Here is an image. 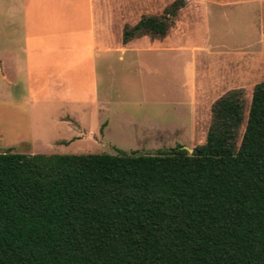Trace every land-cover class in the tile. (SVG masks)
I'll return each instance as SVG.
<instances>
[{
    "label": "rangeland",
    "instance_id": "rangeland-1",
    "mask_svg": "<svg viewBox=\"0 0 264 264\" xmlns=\"http://www.w3.org/2000/svg\"><path fill=\"white\" fill-rule=\"evenodd\" d=\"M174 1L0 0V151L193 149L206 142L214 104L233 91L246 106L240 141L264 80V0H189L166 37L123 43L126 26ZM74 42L95 60V85L63 75ZM72 94L82 102L65 103Z\"/></svg>",
    "mask_w": 264,
    "mask_h": 264
},
{
    "label": "trees",
    "instance_id": "trees-1",
    "mask_svg": "<svg viewBox=\"0 0 264 264\" xmlns=\"http://www.w3.org/2000/svg\"><path fill=\"white\" fill-rule=\"evenodd\" d=\"M189 0L124 44L164 38ZM213 106L206 142L155 153L0 151V264H264V80Z\"/></svg>",
    "mask_w": 264,
    "mask_h": 264
},
{
    "label": "crops",
    "instance_id": "crops-1",
    "mask_svg": "<svg viewBox=\"0 0 264 264\" xmlns=\"http://www.w3.org/2000/svg\"><path fill=\"white\" fill-rule=\"evenodd\" d=\"M260 3H263L262 1L263 0H259ZM66 4V3H64ZM262 35L264 36V29L262 28ZM72 46L74 47V49L70 52V56L66 57L65 60L67 59L69 61V64L66 65L65 64V67H64V71H63V75L65 76V79L66 81L68 82V84H71L74 83L73 81H76L78 80L79 83L80 81H85V80H88L90 79L93 84L95 85L96 84V81H97V75H96V66H95V60L93 63H91L88 59H87V48L86 46L83 44H79V43H76L74 42L72 44ZM97 53V52H96ZM34 58V57H33ZM30 59V56H29V59L30 61H35V59L33 60ZM83 61V63H81L80 65L78 66H72L70 63H73V64H76L78 61ZM29 61V62H30ZM36 61H39V62H33L35 64H43L44 65V62L40 61L39 59L36 60ZM34 69V68H33ZM194 74L192 76V83L194 81ZM191 83V84H192ZM75 88V87H74ZM77 94V92H76ZM76 94H72L70 98L64 100L65 103L67 102L68 104H78V103H81V102H78V98L80 97H77ZM74 99V100H73ZM68 100V101H67ZM194 102V100H193ZM196 109V108H195ZM69 114V113H68ZM70 118L71 119H75V121H77V124L79 125V128H81L82 130H84L83 133H85V127L84 125L79 122L75 116H72L71 114H69ZM60 123L62 122L60 119H59ZM110 122H111V119L110 118H106L105 119V128H104V131H103V137L106 136V130L109 128L110 126ZM102 127V126H101ZM75 135L78 136V133H76ZM81 135V134H80Z\"/></svg>",
    "mask_w": 264,
    "mask_h": 264
},
{
    "label": "water",
    "instance_id": "water-1",
    "mask_svg": "<svg viewBox=\"0 0 264 264\" xmlns=\"http://www.w3.org/2000/svg\"><path fill=\"white\" fill-rule=\"evenodd\" d=\"M184 148H185L186 150H188L190 153L193 152V149H191V148H189V147H187V146H184Z\"/></svg>",
    "mask_w": 264,
    "mask_h": 264
}]
</instances>
